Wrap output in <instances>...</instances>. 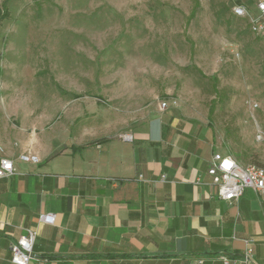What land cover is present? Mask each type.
I'll return each mask as SVG.
<instances>
[{"label":"rangeland","instance_id":"obj_1","mask_svg":"<svg viewBox=\"0 0 264 264\" xmlns=\"http://www.w3.org/2000/svg\"><path fill=\"white\" fill-rule=\"evenodd\" d=\"M243 1L0 0V135L175 108L264 166V31L234 13Z\"/></svg>","mask_w":264,"mask_h":264},{"label":"crops","instance_id":"obj_2","mask_svg":"<svg viewBox=\"0 0 264 264\" xmlns=\"http://www.w3.org/2000/svg\"><path fill=\"white\" fill-rule=\"evenodd\" d=\"M244 2L258 13L255 0ZM90 120L63 125L60 138L0 135L16 167L0 178V264H15L11 245L30 227L28 264H224L223 256L239 264L248 247L253 264H264V195L246 188L230 203L215 193L207 170L226 152L207 126L175 108L137 126L133 116L114 128ZM28 151L41 161H22ZM48 212L54 224L39 221Z\"/></svg>","mask_w":264,"mask_h":264},{"label":"built area","instance_id":"obj_3","mask_svg":"<svg viewBox=\"0 0 264 264\" xmlns=\"http://www.w3.org/2000/svg\"><path fill=\"white\" fill-rule=\"evenodd\" d=\"M258 10L253 22L254 29L258 32L264 31V0H255ZM234 13L238 16H247L250 13L249 6L246 2H240L233 8ZM168 107L167 102L160 104L161 109ZM124 140H133V134L126 132L121 135ZM256 138L258 141H264V132L258 129ZM19 158L28 163L38 164L41 159L38 154L32 152H24ZM16 172V167L12 158L5 155V148L0 145V178L9 177ZM207 173L211 177L209 184L214 186L215 193L227 202L236 201L246 188H252L258 194L264 195V166L258 164L243 165L228 153L215 152L212 155ZM165 175H162V180ZM202 182L201 178H197L195 183ZM39 221L44 224H54L56 215L53 212L42 213ZM37 232L34 228L27 229V233L18 238L11 245L12 257L11 261L15 264H28L32 258V249L36 239ZM252 248L248 247L243 256L233 260L239 264H253ZM224 264H230L231 260L225 256L221 257Z\"/></svg>","mask_w":264,"mask_h":264},{"label":"trees","instance_id":"obj_4","mask_svg":"<svg viewBox=\"0 0 264 264\" xmlns=\"http://www.w3.org/2000/svg\"><path fill=\"white\" fill-rule=\"evenodd\" d=\"M8 17H10V14L8 13V11H3L2 10V8L0 7V25H1V22L4 20V19H6V18H8ZM259 165V164H258ZM262 166V165H261Z\"/></svg>","mask_w":264,"mask_h":264}]
</instances>
